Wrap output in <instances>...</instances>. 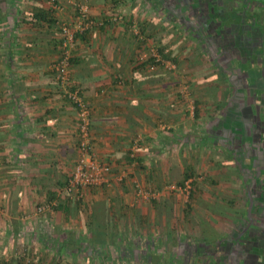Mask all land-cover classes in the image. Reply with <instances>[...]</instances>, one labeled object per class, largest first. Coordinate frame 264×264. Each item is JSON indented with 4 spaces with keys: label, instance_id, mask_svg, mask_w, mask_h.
<instances>
[{
    "label": "crops",
    "instance_id": "obj_1",
    "mask_svg": "<svg viewBox=\"0 0 264 264\" xmlns=\"http://www.w3.org/2000/svg\"><path fill=\"white\" fill-rule=\"evenodd\" d=\"M57 1L63 9L50 0H0V264H178L171 261L173 248L161 250L159 232L152 229L165 223L163 206L170 211L182 206L184 219H171L172 226L189 224L190 212L201 211L202 219L195 218L199 236L184 240L189 248L181 251L192 264L197 258L199 264H210L208 258L216 263L217 256L229 257L227 264L235 256H240L236 264H264V229L244 210L250 194L253 212L264 200V119L259 121L264 27L258 24L264 22V0H253L256 10L243 0H193L212 9L189 16L178 0ZM79 4L88 5L89 15L104 26L76 36L72 77L90 106L95 159L112 168V186L86 190L84 204L70 201L64 191L79 156L80 124L53 69L62 54L61 25L77 21ZM117 14L123 17L120 24L110 21ZM202 15L214 25L204 22L209 34L200 26ZM169 23L190 34L192 26L203 29L207 37L196 40L214 58L203 73L167 76L168 67L185 66L180 55L191 50L182 44L174 52V37L161 36L169 35L161 29ZM231 35L240 39L230 42ZM155 45L170 66L152 71L142 53ZM227 94L237 100L223 108ZM208 125L214 128V145L203 140L194 152L192 128ZM223 145L231 149L224 151ZM251 153L262 159L258 175L245 165ZM203 163L211 166H203L204 182L214 187L195 180ZM187 177L194 180L193 189L179 206L180 194L168 188ZM222 178H231L228 188L215 186ZM134 182L161 192L159 199L148 200L156 217L143 214L147 201L138 199ZM46 204L52 210L38 214ZM226 222L236 228L247 222L246 233L224 241L219 228ZM147 226L151 232H143ZM171 238L167 243L175 245Z\"/></svg>",
    "mask_w": 264,
    "mask_h": 264
},
{
    "label": "rangeland",
    "instance_id": "obj_2",
    "mask_svg": "<svg viewBox=\"0 0 264 264\" xmlns=\"http://www.w3.org/2000/svg\"><path fill=\"white\" fill-rule=\"evenodd\" d=\"M243 2H244V5L246 7H250L249 8L250 10H256V9H253V6H252V5H254V4H252L254 2L253 0H243ZM190 3L192 5L193 10H195V9H197V10H203L204 9V10H206V12H209L212 9V6H211L212 4H205L203 2V6H202V4L201 5L199 4V6L197 7V5L193 3V1L191 2V0H190ZM232 7L235 8L234 3H232L231 8ZM241 7L243 8V6H241ZM147 9H148V7H147ZM144 10H146V9H144ZM201 18H202V21L203 22L201 20H199L200 26L203 25V28H204V26H205V24H204L205 21L204 20L207 19V17L205 15H202ZM258 24H259L260 27H262V26L264 27V22L262 20L261 21L259 20L258 21ZM210 26L213 27V25H210ZM161 29H162V32L163 33H165V34L168 33L169 34V35H167V34L166 35H161V36H163V38H166V37H174V40H172V42H170V43H174L175 42L176 44H178V45H176V47L174 49V52L176 51V49H179L182 44L186 45V48H190L191 49V50H189L190 52L188 51V49H187V51L185 50L186 56L185 55H180V56H182V58L184 60V64L183 65H185V66H182L181 67V66L177 65V67L175 68V70L169 71L170 74L167 75V76H169L170 78L171 77L172 78H188L187 72H190V70H191V72H194V74L195 73L196 74L203 73L204 72V67H206V65L208 64V62L210 63L211 62V59L214 60L213 56L211 55V52L204 51L203 48H202V46H201V44H200V42L196 40V39H199L200 41H203V38L207 37L206 34L207 33L209 34V31H210V30H208L207 27L204 28V32L206 34L203 33V29L199 28L198 26H197V29L194 31V34H190V32L187 33L186 31L184 32V31L180 30L179 27H174V25H172V23H169L168 25H166L165 27H162ZM212 31H213V33H211V34L212 35L215 34L217 36V41H218V37L220 35L217 33V31L215 29H213ZM261 31L264 34V29L263 28L261 29ZM161 36H160V38H162ZM229 37H230L229 38V41L230 42H232V41L234 42L235 39H237V40L240 39V35L235 36V37L233 35H231ZM227 41H228V39H227ZM161 44H162V42H159L158 43V45H161ZM258 45H257V47H259ZM188 46H190V47H188ZM155 47H157V45H155ZM147 48H149V47H147ZM186 48L184 47V49H186ZM248 52H249V50H248ZM208 53H210V56H209ZM174 58L176 60L178 59V58H176V56H174ZM191 60H192V63L191 64L193 66H190V64L188 63V62H191ZM240 70L242 71V68H240ZM198 77H200V76H198ZM193 78H196V77H193ZM182 84L183 83H181V85ZM185 86H187L186 83H184V87ZM188 92H189V90H188ZM189 94H190V92H189ZM231 95H233V94H227L228 99L226 100L227 97L224 99V104L225 105H223V108H224V106H227V105L230 106L231 104L234 103V101L237 100L236 98H233ZM246 96L248 97L247 94H246ZM231 97H232V99H229ZM191 100H192V102H190ZM238 100H239V98H238ZM239 103H241L243 105L244 104H247L245 102V100H240ZM189 105H190V107H193L192 109L194 110L195 103L193 102V98H191L189 100ZM219 117H220V119L222 121L225 119L224 116L221 117V115H219ZM195 118H196V115H195ZM259 118H260L259 121L262 122V120L264 119V114H263L262 117L260 116ZM212 127H213V125H208L207 127L205 126V127H202L201 129L200 128L199 129L198 128H192L191 133H190V135H191L190 140H191L192 145H194L193 146V150H195L194 152H197V151H199V149H201V148L198 147V144H199V142H202L203 140H207V143L210 142V144H211L210 146H213L214 145V137H215L214 134L215 133H214V128H212ZM239 137H240L239 140L241 141L243 139L244 135H239ZM225 145H223V147H222V150L224 149V151L230 150L231 148H233L235 150H238V144H234V146H231V148L228 147V146H225ZM208 149H211V148L207 147V149H206L207 153H208ZM252 153H251V155H249L251 157L253 156L251 158V161L250 162L249 161L248 162L245 161V165L248 164V166L252 167V169H249L251 171H254V173L251 174V175H254V174H257L258 175V173L261 170L262 165H263L262 159L259 160L260 159V156H259L260 154L253 155ZM224 158H225L224 159L225 160L224 163H227V166L230 168V165H228V163L232 164L231 163V160L229 159V157H224ZM246 158H247V156H246ZM202 162H200V163H202ZM203 166H205V167H211L208 164L207 165H204V163L201 164V165H199L197 167V170H196L197 178H195V180L197 179L196 180L197 181V184H199L200 182H203V183H206L207 182V181L204 182L205 181L204 180L205 173H204V167ZM205 172H207V171L205 170ZM225 173H230V171H227ZM227 176L230 177L231 175L228 174V175H226L224 177H227ZM230 179L231 178H229V180H227L226 178H222L221 180H218L217 179V185H215V186H217V187L221 186L220 187L221 189L228 188V186H230ZM186 180H188V179L185 178L184 180H182L180 182H172V183H170V186L171 185H174V186H183L184 185V182H186ZM207 184H208V187H214V185H212L209 182H207ZM140 186H141V188L145 192H148V193L150 192L149 189H144V187H142L141 184H140ZM134 189H135V187H134ZM172 192H175L178 195L180 194V198L178 199L179 206H180V204L181 205L183 204V200H186L187 201L188 198L190 197V196L188 197V195H186V193L185 194H181L179 191H172ZM150 194H154L155 195V198L154 199H159L161 197V192H156L155 191V192H150ZM154 199L153 198L152 199H150V198L149 199H143V198L140 199L142 201H147V204L143 206V214H146L147 219L150 218V217H152L151 215H153V217H156L154 215V213L152 212L151 204L148 201V200H154ZM176 199H177V197H176ZM70 201H72V200L70 199ZM72 202L84 204L83 202H85V200L72 201ZM244 202H246V199H245ZM249 204H250V202L248 204L244 203V210L246 211V214L249 212ZM258 204H259V208H257V211H254L251 214V219L255 223H260L261 226H262L261 228L264 229V200L262 199L260 201V203H258ZM160 208L162 209V205H160ZM179 208L180 209H175V210L170 211V210H167L168 208L166 209V207L164 209V206H163V209L160 212H161V214L163 216L165 215V223L160 222V225H157V229H156V226L154 228H152V229H155V231H158L159 232V235L160 236H159L158 240L161 241L159 243V246L161 247V250L163 249V246L165 247V249H163L165 251H167V249L170 250V249L173 248V250H174V254H173L174 259H171L172 262H175V263H178V264H192L190 262V260H188V259L185 258V253L182 254L181 251H183V248L184 249L189 248V246H186L187 244L185 243L184 240H186L189 237H192V240H196L197 239V236H199L198 233L200 231L199 230L200 227H198L197 221L195 220V218L202 219V214H201V211H196L194 213L190 212L191 215L193 216V217H191L192 218L191 221H189L190 223L189 224H183L182 223V224L178 225L179 222H176V224L177 223L178 224H177V226L174 225L176 227L173 230V227L174 226L169 225L170 220L171 219H173V220H175V219L178 220L179 219V220L183 221V219H184V215H183V212H182V206H180ZM248 217L250 218V216H248ZM226 223H228V222H226ZM246 224H247V222H244L241 226H239L238 228H236V226H234L232 223H228V225L223 224V226H221L220 228L218 227V228L220 229L219 232H221L222 236L224 237V241H225V240H229L230 238H232L234 236L237 237L239 234L243 233V230H244ZM171 229H172V231L174 233L171 232ZM145 231H148V232L150 231L151 232V228H149L148 226L147 227H144L143 228V232H145ZM167 237H169V238L172 237L171 239H173V237H174V241H176L174 243H176V244L175 245L173 243L171 244L172 240H171L170 243H167ZM220 240L223 241V238H221ZM180 241H184V243H181ZM186 242H188V240ZM177 245H179V246H177ZM175 247H177V249H178V251L176 250V252H175ZM224 258H228L229 259V257H224ZM239 258H240V256H238V258L235 256L233 259H230V260L233 261L232 264H236L237 261H239ZM163 261H165V260H163Z\"/></svg>",
    "mask_w": 264,
    "mask_h": 264
},
{
    "label": "built area",
    "instance_id": "obj_3",
    "mask_svg": "<svg viewBox=\"0 0 264 264\" xmlns=\"http://www.w3.org/2000/svg\"><path fill=\"white\" fill-rule=\"evenodd\" d=\"M51 4L57 9H63L57 0H50ZM79 17L72 25L63 23L61 25L62 35V54L60 59L53 65L56 74V81L63 91V97L72 104L78 112L79 129V147L78 159L74 168L73 174L67 181L64 188L67 196L73 201L85 200V191L92 188L111 187L112 183L109 175L112 173V168L109 165H104L98 162L94 156L93 139L91 135V110L85 100L82 89L77 86L72 77L71 62L72 51L75 44L76 36L84 34L97 27L104 26V21L96 20L89 15V7L85 4H79ZM111 22L120 24L123 21L121 15H113L110 18ZM135 29V28H134ZM137 29V28H136ZM136 36L143 40L142 35L138 31H134ZM143 61L151 63L150 70H155L159 66H170L164 62L159 49L155 46L144 50L142 53ZM176 67H171L169 70H175ZM193 180H187L183 186L171 185L169 191H179L181 194L190 196L193 189ZM136 196L141 199L155 198L154 194L145 192L138 182H134ZM167 189V190H168ZM52 210V205L46 204L40 206L37 210L38 214H44Z\"/></svg>",
    "mask_w": 264,
    "mask_h": 264
},
{
    "label": "flooded vegetation",
    "instance_id": "obj_4",
    "mask_svg": "<svg viewBox=\"0 0 264 264\" xmlns=\"http://www.w3.org/2000/svg\"><path fill=\"white\" fill-rule=\"evenodd\" d=\"M178 1H180L179 3L181 4V2H182V8L184 9L183 10V14H184V12L186 13V11H187V13H186V15L187 16H189L191 13H193V14H195V12L198 14V13H200L201 12V10H197V9H195V10H193V8H192V5H191V3H190V0L189 1H183V0H178ZM193 1V0H192ZM191 1V2H192ZM194 6V5H193ZM176 12V11H175ZM205 16H207V15H205ZM176 18H180V17H176ZM208 18V17H207ZM219 19H221V18H219ZM193 20V19H192ZM205 21V20H204ZM191 22V21H190ZM203 22V21H202ZM206 23L205 24H208L207 26H210L211 24H212V20L209 18V20L208 21H205ZM192 26V25H191ZM203 26V25H202ZM241 26V25H240ZM199 27V26H198ZM213 27H214V25H213ZM206 28V27H205ZM193 31H195L197 28L195 27V26H192V28H191ZM241 29V28H240ZM209 30V29H208ZM237 36V35H236ZM254 41H256V40H254ZM264 41V40H263ZM255 43V45L257 46L258 44H257V42H254ZM257 48V47H256ZM251 48H248V50H250ZM247 50V51H248ZM262 50H264V48L262 49ZM264 52V51H263ZM247 228V227H246ZM246 228L243 230V234H245L246 232H245V230H246ZM248 230V229H247ZM218 258H216V263L214 262V260H212V258H208V261L206 262V263H208L209 261H210V264H227V261L224 259V258H219V256H217ZM221 259V260H220ZM199 258H197V260H196V262H195V264H199ZM220 261V262H219ZM191 263H192V261H190ZM232 260H230V264H232ZM256 261L254 260V262H252V264H257V263H255ZM239 263H240V261H239Z\"/></svg>",
    "mask_w": 264,
    "mask_h": 264
},
{
    "label": "water",
    "instance_id": "obj_5",
    "mask_svg": "<svg viewBox=\"0 0 264 264\" xmlns=\"http://www.w3.org/2000/svg\"><path fill=\"white\" fill-rule=\"evenodd\" d=\"M249 198H250V204H249V212H248V216H250V219H251V214H252L253 209H254V200H253L251 194L249 195Z\"/></svg>",
    "mask_w": 264,
    "mask_h": 264
},
{
    "label": "trees",
    "instance_id": "obj_6",
    "mask_svg": "<svg viewBox=\"0 0 264 264\" xmlns=\"http://www.w3.org/2000/svg\"><path fill=\"white\" fill-rule=\"evenodd\" d=\"M187 179H190V177H187Z\"/></svg>",
    "mask_w": 264,
    "mask_h": 264
}]
</instances>
